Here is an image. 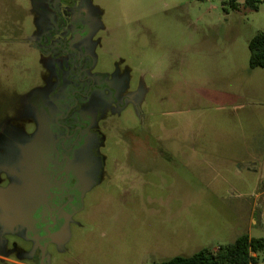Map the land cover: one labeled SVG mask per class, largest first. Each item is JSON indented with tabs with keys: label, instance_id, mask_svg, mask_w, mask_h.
I'll use <instances>...</instances> for the list:
<instances>
[{
	"label": "rangeland",
	"instance_id": "rangeland-1",
	"mask_svg": "<svg viewBox=\"0 0 264 264\" xmlns=\"http://www.w3.org/2000/svg\"><path fill=\"white\" fill-rule=\"evenodd\" d=\"M246 1L225 10L222 0H89L98 69L127 70L147 89L142 116L165 151L160 160L144 149L128 130L142 118L125 109L107 132V174L63 250L48 248L51 264H155L264 237V68H251L249 50L264 1ZM32 10L33 0H0V108L46 74L25 42Z\"/></svg>",
	"mask_w": 264,
	"mask_h": 264
},
{
	"label": "flooded vegetation",
	"instance_id": "flooded-vegetation-1",
	"mask_svg": "<svg viewBox=\"0 0 264 264\" xmlns=\"http://www.w3.org/2000/svg\"><path fill=\"white\" fill-rule=\"evenodd\" d=\"M37 2L25 42L46 74L0 108V189L20 198L0 201V264H51L48 248L65 247L86 194L107 174V132L130 105L142 124L128 130L160 160L165 151L142 116L147 89L127 70L98 69L100 23L89 0Z\"/></svg>",
	"mask_w": 264,
	"mask_h": 264
},
{
	"label": "trees",
	"instance_id": "trees-1",
	"mask_svg": "<svg viewBox=\"0 0 264 264\" xmlns=\"http://www.w3.org/2000/svg\"><path fill=\"white\" fill-rule=\"evenodd\" d=\"M264 0H247L246 5L258 9ZM224 9H239L238 0H222ZM251 68H264V32L257 33L249 42ZM264 253V237L242 234L234 242L217 250L203 248L190 256L176 255L155 264H264L258 254Z\"/></svg>",
	"mask_w": 264,
	"mask_h": 264
},
{
	"label": "water",
	"instance_id": "water-1",
	"mask_svg": "<svg viewBox=\"0 0 264 264\" xmlns=\"http://www.w3.org/2000/svg\"><path fill=\"white\" fill-rule=\"evenodd\" d=\"M11 194H16L14 196H12ZM4 198V200L6 198H11V199H15L17 202L20 201V198L19 196H17V192L16 190L14 189V187H9V188H6V189H0V201ZM1 203V202H0Z\"/></svg>",
	"mask_w": 264,
	"mask_h": 264
}]
</instances>
